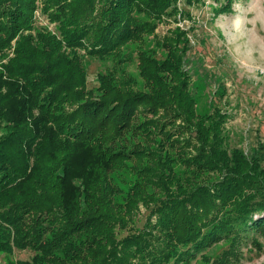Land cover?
<instances>
[{
    "label": "trees",
    "instance_id": "16d2710c",
    "mask_svg": "<svg viewBox=\"0 0 264 264\" xmlns=\"http://www.w3.org/2000/svg\"><path fill=\"white\" fill-rule=\"evenodd\" d=\"M177 1L0 0V54L12 51L0 66L2 264H183L222 237L264 234V172L224 148L220 113H197L187 33L156 38L160 60L139 49L142 84L120 68L124 46L182 15ZM38 11L56 33L35 29ZM79 51L115 61L95 94ZM140 205L145 225L128 229Z\"/></svg>",
    "mask_w": 264,
    "mask_h": 264
},
{
    "label": "rangeland",
    "instance_id": "374dc122",
    "mask_svg": "<svg viewBox=\"0 0 264 264\" xmlns=\"http://www.w3.org/2000/svg\"><path fill=\"white\" fill-rule=\"evenodd\" d=\"M225 4L226 0H200L191 5L178 0L176 5L182 15L164 19L158 23L155 35L124 46L120 68L142 84L139 49L152 51L160 60L162 51L156 46V38L162 39L175 28L185 31L189 44L184 71L189 76V92L197 113H220L224 148L229 153L241 151L248 160L257 161L259 170L264 172V0H232L230 11L219 12ZM34 27L57 32L55 24L49 23L40 11L36 13ZM79 55L87 72V88L95 94L99 86L97 76L111 72L115 66L113 56L99 59L84 51H79ZM9 56L11 50L0 54V66ZM176 170L183 176L184 168ZM148 215L149 209L140 205L128 229L143 228ZM127 232L118 230V238ZM225 252L229 255L226 259ZM33 255L32 251H14L10 258L28 261ZM3 260L4 256H0V264ZM206 260L209 264L215 260L226 264H264V234L249 229L242 230L237 241L222 237L183 264H208Z\"/></svg>",
    "mask_w": 264,
    "mask_h": 264
}]
</instances>
